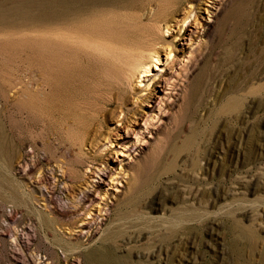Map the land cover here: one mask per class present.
<instances>
[{
    "label": "rangeland",
    "instance_id": "1",
    "mask_svg": "<svg viewBox=\"0 0 264 264\" xmlns=\"http://www.w3.org/2000/svg\"><path fill=\"white\" fill-rule=\"evenodd\" d=\"M157 1L0 0V264H264V0H177L128 81L52 49Z\"/></svg>",
    "mask_w": 264,
    "mask_h": 264
},
{
    "label": "bare ground",
    "instance_id": "2",
    "mask_svg": "<svg viewBox=\"0 0 264 264\" xmlns=\"http://www.w3.org/2000/svg\"><path fill=\"white\" fill-rule=\"evenodd\" d=\"M54 1L58 3V0ZM176 1L158 0L157 6H155L157 8H151L152 13L151 10L149 11L151 19L146 22L136 20L132 14H125V16L112 14L87 18L77 26L58 30L51 40L52 49L64 58V63L68 66L71 65V55H84L91 66L100 68L97 75L101 80L118 81L124 79L128 81L138 72H141L142 75L146 74L149 71L147 62H153L156 68L158 55L154 51L155 43L141 45L140 37L143 36L144 32L146 38L151 39L154 38L153 36L163 34L161 33V24L165 20L163 16L170 7L174 6ZM187 12L189 14L191 9ZM128 32L133 35V44L117 42L123 39ZM71 137L77 140L79 135L75 133ZM97 256V264H119L117 260L110 258L105 253Z\"/></svg>",
    "mask_w": 264,
    "mask_h": 264
}]
</instances>
